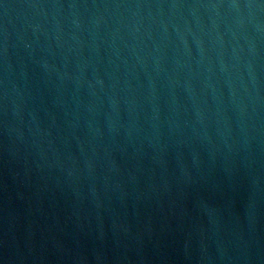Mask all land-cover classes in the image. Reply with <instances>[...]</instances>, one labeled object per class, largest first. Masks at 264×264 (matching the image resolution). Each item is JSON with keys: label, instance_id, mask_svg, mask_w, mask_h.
<instances>
[{"label": "water", "instance_id": "water-1", "mask_svg": "<svg viewBox=\"0 0 264 264\" xmlns=\"http://www.w3.org/2000/svg\"><path fill=\"white\" fill-rule=\"evenodd\" d=\"M4 264H264V0H0Z\"/></svg>", "mask_w": 264, "mask_h": 264}, {"label": "clouds", "instance_id": "clouds-1", "mask_svg": "<svg viewBox=\"0 0 264 264\" xmlns=\"http://www.w3.org/2000/svg\"><path fill=\"white\" fill-rule=\"evenodd\" d=\"M0 264H4V261L3 260H0Z\"/></svg>", "mask_w": 264, "mask_h": 264}]
</instances>
